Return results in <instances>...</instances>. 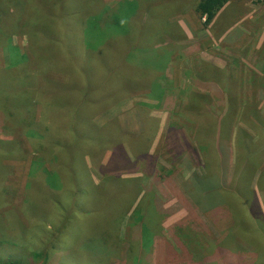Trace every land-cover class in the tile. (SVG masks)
<instances>
[{"label": "rangeland", "instance_id": "rangeland-1", "mask_svg": "<svg viewBox=\"0 0 264 264\" xmlns=\"http://www.w3.org/2000/svg\"><path fill=\"white\" fill-rule=\"evenodd\" d=\"M18 1L0 67L39 80L0 87V264H264V0L208 25L198 0H103L139 10L94 32L93 72L58 65V0Z\"/></svg>", "mask_w": 264, "mask_h": 264}, {"label": "trees", "instance_id": "trees-1", "mask_svg": "<svg viewBox=\"0 0 264 264\" xmlns=\"http://www.w3.org/2000/svg\"><path fill=\"white\" fill-rule=\"evenodd\" d=\"M51 1L52 0H34V2H37L40 5L50 4ZM229 1L230 0H198L195 5V12L200 18L204 19L205 24L208 25L217 17L219 12L229 3ZM19 5L20 3L18 0H0V37L2 33H5L3 31L4 28L6 30H9L8 34L10 35L18 34L24 28L25 21L22 17L23 14L17 13V7ZM52 8L58 9L59 18H61V20L58 18L59 23L57 25L59 26V33L61 36H58L59 38H61L60 41H58L59 45L57 50L58 65L65 68L67 66L66 63L69 62L73 67L76 64L75 66L80 65L83 68L85 67L87 71L93 72L96 66L106 65L108 63V60H106V56L110 50L112 43V41H109V44L106 43V45H101L99 42L96 44L95 39L91 38L94 32H99L100 34L101 32L103 33L104 31L101 30V24H107L108 22H112L110 23L111 25L120 28V18H125L123 22L127 27L126 31H129V24L133 21L134 15L137 14L139 5L133 4L132 13L130 14L120 13V3L116 5V10L114 12L111 13L109 11H104L105 9L103 0H58L52 6ZM47 15V20L54 19L52 13H49ZM95 16H98V18H95ZM91 19L97 20V22L94 23ZM63 20L65 22V26H63V24L61 23ZM43 33L45 34L46 31H43ZM56 36L57 35H54L52 39L57 40ZM3 40L0 41V44L3 42ZM9 48L11 49V51L14 50L13 47ZM15 57L12 58L11 62L15 59ZM18 65L19 64L16 65L15 62L10 63L5 67H0V87L2 86V81H10L12 84V89L18 90L23 88L21 91H19L17 99H19L21 92L26 88L36 87V84H38L39 80V78H36L37 74L31 75V72L35 71L36 69L34 66L29 65L26 69H24L23 67H20ZM6 67L11 69L7 71ZM43 74L44 72L40 73V75ZM70 79L72 78L70 77ZM71 82L72 81H69V83ZM59 90L64 91L61 88ZM57 94L58 95L54 97H44L49 101L44 106V108L46 107L47 109V106H63L64 97L62 96V93L57 92ZM22 111L29 128L32 127L33 124H37L34 123L35 121L33 115H31L30 112L26 111L25 106H23ZM6 114H8L10 120L15 119L16 113L14 111H7ZM205 181L206 180H204V177H200L196 174H193L188 179V182L192 184L194 190L200 188V186H202ZM192 186L189 185V187ZM187 194L189 195L190 193ZM191 194L190 196H192ZM202 195L207 200L210 196H212L211 194L206 195L204 192L202 193ZM200 198H202V196ZM193 201L198 206V208L203 210L202 202L198 203L194 199ZM137 212L138 208L134 211V215Z\"/></svg>", "mask_w": 264, "mask_h": 264}]
</instances>
